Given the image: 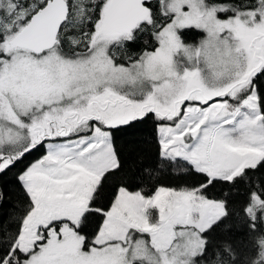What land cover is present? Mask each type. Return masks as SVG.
Returning a JSON list of instances; mask_svg holds the SVG:
<instances>
[{
	"label": "snow or ice",
	"instance_id": "obj_1",
	"mask_svg": "<svg viewBox=\"0 0 264 264\" xmlns=\"http://www.w3.org/2000/svg\"><path fill=\"white\" fill-rule=\"evenodd\" d=\"M13 170L0 264H264V0H0Z\"/></svg>",
	"mask_w": 264,
	"mask_h": 264
},
{
	"label": "trees",
	"instance_id": "obj_2",
	"mask_svg": "<svg viewBox=\"0 0 264 264\" xmlns=\"http://www.w3.org/2000/svg\"><path fill=\"white\" fill-rule=\"evenodd\" d=\"M188 36L190 37L189 42L191 43L198 42L200 39V36L194 32L188 33ZM152 132V123L150 121L146 122L145 124L138 125L135 129L119 133L118 144L124 148L126 155L133 148L136 149L135 152H131V159L138 160L145 167L153 166V162L155 161V145L153 143ZM29 159H32V157ZM14 172L15 170L0 176V189L6 192L3 202H0V219H5L17 211L14 205H18L20 196L14 179ZM157 178L168 183L174 180V174L171 170L165 168L158 173Z\"/></svg>",
	"mask_w": 264,
	"mask_h": 264
},
{
	"label": "rangeland",
	"instance_id": "obj_3",
	"mask_svg": "<svg viewBox=\"0 0 264 264\" xmlns=\"http://www.w3.org/2000/svg\"><path fill=\"white\" fill-rule=\"evenodd\" d=\"M153 214H155V213H153Z\"/></svg>",
	"mask_w": 264,
	"mask_h": 264
}]
</instances>
